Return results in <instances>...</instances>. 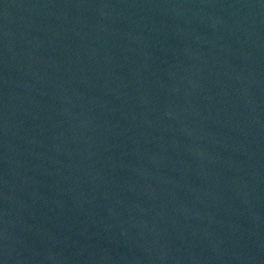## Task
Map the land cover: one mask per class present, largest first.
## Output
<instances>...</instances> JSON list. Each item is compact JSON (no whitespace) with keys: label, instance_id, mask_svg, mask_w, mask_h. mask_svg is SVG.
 I'll return each mask as SVG.
<instances>
[{"label":"water","instance_id":"95a60500","mask_svg":"<svg viewBox=\"0 0 264 264\" xmlns=\"http://www.w3.org/2000/svg\"><path fill=\"white\" fill-rule=\"evenodd\" d=\"M0 264H264V0H0Z\"/></svg>","mask_w":264,"mask_h":264}]
</instances>
